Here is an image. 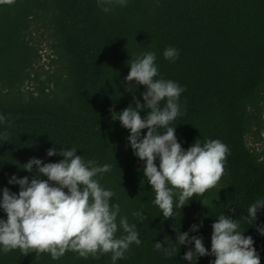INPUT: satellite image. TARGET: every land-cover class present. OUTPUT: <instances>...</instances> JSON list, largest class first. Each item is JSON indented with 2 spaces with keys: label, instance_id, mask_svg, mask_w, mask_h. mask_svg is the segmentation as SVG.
I'll list each match as a JSON object with an SVG mask.
<instances>
[{
  "label": "trees",
  "instance_id": "16d2710c",
  "mask_svg": "<svg viewBox=\"0 0 264 264\" xmlns=\"http://www.w3.org/2000/svg\"><path fill=\"white\" fill-rule=\"evenodd\" d=\"M100 2L0 4V115L6 118L0 123V196L4 188L19 192L18 184H9L13 174L29 181L35 177V165L32 172L23 168L30 158L59 162L63 157L48 156V149L76 148L85 161L112 166L95 179L115 193L110 204L120 205L117 224L126 216L139 233L141 244H131L115 264H210L212 255L194 253L191 261L184 260L194 245L179 246L176 239L179 232L202 237L210 252L211 225L222 214L239 222L242 235L252 237L264 264V235L256 227H264V206L253 224L247 211L264 199V152L247 144L262 128L264 0H126L125 6L113 0L105 5L108 12ZM36 32L49 40L54 67L42 80L35 69L41 58ZM168 47L177 50L178 58H164ZM145 52L156 55L155 79L172 80L184 89L178 100L180 114L170 125L181 147L187 150L196 140L203 145L218 139L229 150L217 185L194 195L182 208L174 203L170 219H164L153 202L155 193L143 175L145 162L134 155L129 130L112 119L113 111L135 107L133 97L144 103L145 86L124 78L131 60ZM34 80L32 90L26 89ZM147 111L139 114L144 117ZM146 132L142 129L141 135ZM155 163L159 165L158 158ZM138 210L143 218L133 216ZM0 219H6L3 209ZM192 225L197 229L191 230ZM122 235L118 227L116 236ZM157 242L164 248L156 250ZM164 249L178 250L166 255ZM0 264L113 262L111 253L83 258L67 251L53 260L46 252L23 255L19 249H0Z\"/></svg>",
  "mask_w": 264,
  "mask_h": 264
},
{
  "label": "clouds",
  "instance_id": "9594fccd",
  "mask_svg": "<svg viewBox=\"0 0 264 264\" xmlns=\"http://www.w3.org/2000/svg\"><path fill=\"white\" fill-rule=\"evenodd\" d=\"M13 3L14 0H0V4ZM115 3L125 6L126 0H115ZM111 4L113 0L100 2L105 12L110 10L105 5ZM163 55L169 60L178 58L173 47H168ZM155 60L153 52L142 53L131 60L124 79L145 86L146 91L141 93L144 103L133 97L135 107L130 104L118 113L113 111L112 119H119L129 130L127 140L134 155L145 162L143 175L155 193L153 202L164 219H170L174 203L182 208L194 195H203L217 185L224 174V161L229 150L218 139L208 140L203 145L196 140L187 150L181 147L175 136V126L170 125L180 114L178 100L184 89L172 80L155 79L158 76ZM161 101H166L163 106ZM141 109L149 110L144 117L139 114ZM5 122L6 118L0 115V123ZM142 129H147L143 136ZM160 129L165 130L163 134ZM4 139L7 141V133ZM56 154L63 159L44 163L33 157L24 164L23 168L29 172L33 171V165L36 166L35 177L30 181L27 176L17 178L13 174L10 177L9 184L19 185L18 193L8 188L2 190L0 209L6 213V219H0V249L4 253L19 249L23 255L46 252L53 260L67 251H75L83 258L89 255L98 258L111 253L115 264L124 258L131 244L140 245L141 240L136 226L129 224L126 216L117 224L120 205L110 204L115 193L103 188L95 179L98 174L109 172L112 166H98L94 160L85 161L76 154V148L58 150L53 147L47 150L48 156ZM157 158L158 166L155 163ZM41 175L47 179H39ZM261 206H264V199H257L249 206V224L256 221ZM133 216L143 218L139 210ZM118 227L125 235L116 236ZM197 227L192 225L191 230ZM256 227L264 235V227ZM211 228L210 252L204 247L202 237H190L188 232L178 233L179 246L194 245L184 253V260L191 261L195 253L196 257L214 256L210 264H260L252 237L242 235L237 220L222 214ZM154 247L161 250L164 245L157 242ZM177 250L164 249L166 255Z\"/></svg>",
  "mask_w": 264,
  "mask_h": 264
},
{
  "label": "rangeland",
  "instance_id": "374dc122",
  "mask_svg": "<svg viewBox=\"0 0 264 264\" xmlns=\"http://www.w3.org/2000/svg\"><path fill=\"white\" fill-rule=\"evenodd\" d=\"M34 41L37 43L39 47V54L41 58L35 66L36 73L39 79H44L47 74H51L54 70V67L50 65L51 60V51L49 46V40L46 38L45 35H41L40 33L36 32L34 34ZM37 83L36 80L31 81L30 83L26 84V89L32 90L33 86ZM262 128L259 134L256 136H250L247 138V144L251 148L256 149L257 151L264 152V108L262 111Z\"/></svg>",
  "mask_w": 264,
  "mask_h": 264
}]
</instances>
